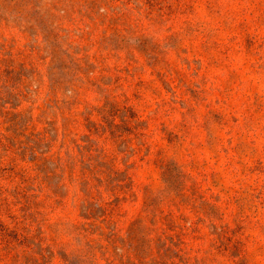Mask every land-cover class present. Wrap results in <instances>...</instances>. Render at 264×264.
<instances>
[{
	"label": "rangeland",
	"instance_id": "1",
	"mask_svg": "<svg viewBox=\"0 0 264 264\" xmlns=\"http://www.w3.org/2000/svg\"><path fill=\"white\" fill-rule=\"evenodd\" d=\"M0 264H264V0H0Z\"/></svg>",
	"mask_w": 264,
	"mask_h": 264
}]
</instances>
